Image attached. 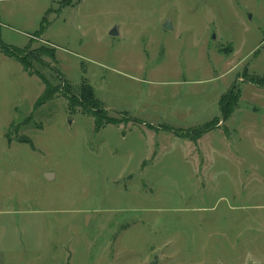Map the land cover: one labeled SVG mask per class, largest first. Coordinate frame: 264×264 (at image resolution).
Returning a JSON list of instances; mask_svg holds the SVG:
<instances>
[{"label":"rangeland","instance_id":"374dc122","mask_svg":"<svg viewBox=\"0 0 264 264\" xmlns=\"http://www.w3.org/2000/svg\"><path fill=\"white\" fill-rule=\"evenodd\" d=\"M151 261L264 264V0H0V264Z\"/></svg>","mask_w":264,"mask_h":264},{"label":"trees","instance_id":"16d2710c","mask_svg":"<svg viewBox=\"0 0 264 264\" xmlns=\"http://www.w3.org/2000/svg\"><path fill=\"white\" fill-rule=\"evenodd\" d=\"M42 30V28L40 29V31ZM22 61V64L25 68V70H27L29 68V64L24 62L23 60ZM46 88L44 89L42 95L40 96V99L38 102L40 103H44L46 102L47 100H50L53 96H54V93H55V89L52 88L48 83L46 84ZM67 89V93H69L71 95V99H72V103H71V108H75V106H91L93 107L94 109L97 110V114L94 115V118H95V122H94V125L96 128H101L104 124H107V123H112L113 119L111 118H105L106 115L105 113L103 114L102 112H104V108L100 105V102L99 100H97V98H95L94 96V92H93V89L92 87L87 84L86 82H84L78 92H75V93H72V90L71 88H65ZM228 110L226 107H223L222 109V115H223V118L225 116L228 115Z\"/></svg>","mask_w":264,"mask_h":264},{"label":"water","instance_id":"95a60500","mask_svg":"<svg viewBox=\"0 0 264 264\" xmlns=\"http://www.w3.org/2000/svg\"><path fill=\"white\" fill-rule=\"evenodd\" d=\"M163 27H164L165 29H171V28H172L171 21H170V20H167V21L163 24ZM109 34H110V35H117V34H118L117 27H114V28L109 32ZM45 176L49 179L50 174H49V173H46ZM148 264H155V261H151V262H149Z\"/></svg>","mask_w":264,"mask_h":264},{"label":"crops","instance_id":"0c3cea01","mask_svg":"<svg viewBox=\"0 0 264 264\" xmlns=\"http://www.w3.org/2000/svg\"><path fill=\"white\" fill-rule=\"evenodd\" d=\"M22 69H23V67H22ZM24 70V69H23ZM25 71V70H24ZM26 72V71H25Z\"/></svg>","mask_w":264,"mask_h":264}]
</instances>
